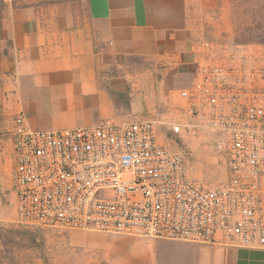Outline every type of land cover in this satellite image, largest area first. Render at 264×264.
<instances>
[{"label":"built area","instance_id":"1","mask_svg":"<svg viewBox=\"0 0 264 264\" xmlns=\"http://www.w3.org/2000/svg\"><path fill=\"white\" fill-rule=\"evenodd\" d=\"M179 90L184 120L224 161L217 183L192 177L156 121L116 116L64 129L13 121L18 223L264 249V51L205 43Z\"/></svg>","mask_w":264,"mask_h":264},{"label":"crops","instance_id":"2","mask_svg":"<svg viewBox=\"0 0 264 264\" xmlns=\"http://www.w3.org/2000/svg\"><path fill=\"white\" fill-rule=\"evenodd\" d=\"M190 0H86L77 10L42 16L12 7L0 21V173L17 114L33 128L95 124L118 113L100 74L126 55L195 64ZM196 69L192 73V79ZM190 81V82H191ZM11 135V136H10ZM195 264H264V249L185 244Z\"/></svg>","mask_w":264,"mask_h":264},{"label":"rangeland","instance_id":"3","mask_svg":"<svg viewBox=\"0 0 264 264\" xmlns=\"http://www.w3.org/2000/svg\"><path fill=\"white\" fill-rule=\"evenodd\" d=\"M85 5L86 0H0V21L12 7L48 16L56 10L81 13ZM188 12L196 49L209 42L264 51V0H190ZM196 67L197 62L174 66L126 55L111 61L100 79L116 102V117L155 120L160 141L184 155L190 175L217 183L225 180L227 170L205 135L190 137L183 131L177 136L171 131L174 122L184 120L178 93L190 83ZM10 140L0 173V264H195L184 255V245L195 242L18 223Z\"/></svg>","mask_w":264,"mask_h":264}]
</instances>
